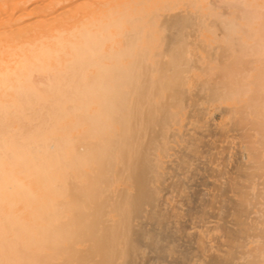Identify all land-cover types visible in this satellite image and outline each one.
Segmentation results:
<instances>
[{"label": "bare ground", "instance_id": "obj_1", "mask_svg": "<svg viewBox=\"0 0 264 264\" xmlns=\"http://www.w3.org/2000/svg\"><path fill=\"white\" fill-rule=\"evenodd\" d=\"M264 264V0H0V264Z\"/></svg>", "mask_w": 264, "mask_h": 264}, {"label": "rangeland", "instance_id": "obj_2", "mask_svg": "<svg viewBox=\"0 0 264 264\" xmlns=\"http://www.w3.org/2000/svg\"><path fill=\"white\" fill-rule=\"evenodd\" d=\"M166 264H167V263H166ZM168 264H178V263L173 262V261H171V260H168Z\"/></svg>", "mask_w": 264, "mask_h": 264}]
</instances>
